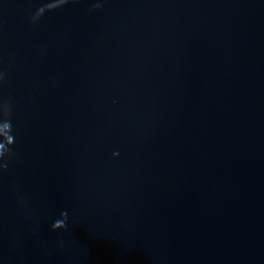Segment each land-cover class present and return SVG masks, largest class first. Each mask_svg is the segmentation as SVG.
Listing matches in <instances>:
<instances>
[{
    "label": "water",
    "instance_id": "95a60500",
    "mask_svg": "<svg viewBox=\"0 0 264 264\" xmlns=\"http://www.w3.org/2000/svg\"><path fill=\"white\" fill-rule=\"evenodd\" d=\"M0 264H264V0H0Z\"/></svg>",
    "mask_w": 264,
    "mask_h": 264
}]
</instances>
